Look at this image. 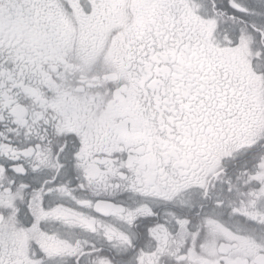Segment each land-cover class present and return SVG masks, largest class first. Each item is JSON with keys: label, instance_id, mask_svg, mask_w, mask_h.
<instances>
[{"label": "snow or ice", "instance_id": "obj_1", "mask_svg": "<svg viewBox=\"0 0 264 264\" xmlns=\"http://www.w3.org/2000/svg\"><path fill=\"white\" fill-rule=\"evenodd\" d=\"M0 264H264V0H0Z\"/></svg>", "mask_w": 264, "mask_h": 264}]
</instances>
